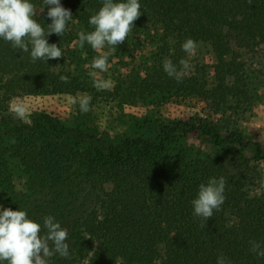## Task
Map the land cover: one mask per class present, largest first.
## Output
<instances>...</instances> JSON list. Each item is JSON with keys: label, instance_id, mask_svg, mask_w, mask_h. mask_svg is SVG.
<instances>
[{"label": "trees", "instance_id": "obj_1", "mask_svg": "<svg viewBox=\"0 0 264 264\" xmlns=\"http://www.w3.org/2000/svg\"><path fill=\"white\" fill-rule=\"evenodd\" d=\"M31 2L47 31L48 7L44 0ZM60 2L73 19L62 37L53 33L47 40L61 47L63 57L33 62L31 46L22 52L0 39V205L26 210L41 224L51 215L68 229L69 257L57 253L49 264H217L220 256L226 264H264L250 243L264 247V149L255 144L253 156L243 154L249 143L242 132L224 137L218 126L199 119L164 126L154 141L138 136L114 142L48 113L25 121L9 112L15 97H77L93 88L89 72L98 53L86 42L80 47L79 33L94 30L89 19L103 0ZM139 2L142 14L127 40L103 49L120 98L135 105L157 94L191 97L220 111L230 97H246L249 65L264 67V0ZM188 38L197 42L195 57L214 61L212 86L192 72L178 82L164 71L166 59L177 68L181 59L193 63L195 57L182 50ZM143 46L153 48L149 56ZM179 129L226 148L216 158H190L184 150L173 157ZM13 158L26 176L25 192L15 190ZM212 177L225 178L226 200L206 222L194 215L192 201ZM253 181L258 185L249 186Z\"/></svg>", "mask_w": 264, "mask_h": 264}, {"label": "clouds", "instance_id": "obj_2", "mask_svg": "<svg viewBox=\"0 0 264 264\" xmlns=\"http://www.w3.org/2000/svg\"><path fill=\"white\" fill-rule=\"evenodd\" d=\"M48 7L47 17L51 23L45 27L34 17L37 9L31 0H0V39L11 42L14 48L22 52H29L33 62L36 60L58 59L63 57L60 46L49 43L47 37L53 33L63 36L68 30L73 15L70 9L65 8L60 0H44ZM50 6V7H49ZM44 10V9H43ZM139 0H103L102 7L89 19L94 30L88 33H79V45L84 47L85 42L98 53L91 62L93 71L89 75L93 78L94 87L98 90H108L112 87L110 80L98 79V72H106L111 65L108 62L109 53L103 51L105 46L113 49L127 40L132 33L134 22L141 15ZM182 50L189 58L195 57L197 42L188 38L182 44ZM180 67L170 60L163 61L164 71L170 78L181 82L193 67L190 59H181ZM88 67V65H85ZM61 80L68 82L66 76ZM92 97L88 94H78L71 102L78 103L81 113L90 111ZM9 112L17 118L26 120L29 106L24 99L13 98L9 102ZM226 180L212 177L208 182L201 183L197 198L192 201L194 215L207 222L212 218L214 211H220L225 203ZM69 232L62 228L51 215L46 216L43 223L29 218L26 210H12L0 205V262L7 264H49L50 258L59 254L62 258L70 255L68 241ZM251 251L264 258V247L258 242L251 241ZM217 264H226L223 256L217 258Z\"/></svg>", "mask_w": 264, "mask_h": 264}, {"label": "rangeland", "instance_id": "obj_3", "mask_svg": "<svg viewBox=\"0 0 264 264\" xmlns=\"http://www.w3.org/2000/svg\"><path fill=\"white\" fill-rule=\"evenodd\" d=\"M144 45L148 46L145 41ZM142 47L143 54L149 56L153 48ZM214 61L209 57H195L193 67L188 73L204 77L212 86L215 76L212 69ZM98 72V79L110 80L111 89L98 90L94 86L86 94L92 97L90 111L81 113L79 104L71 101L76 98L68 95L55 96H26L21 97L29 106V121L35 112L51 114L66 126H80L84 131L94 132L98 136L109 138L116 142L126 137L143 136L150 140L158 138L159 131L164 126H175L179 122H192L193 120L208 121L220 128L225 137L234 131L242 132L249 143L247 149H241L243 154L251 157L254 154L255 144L264 149V67L258 62L249 65L246 72L247 94L246 97H230L226 105L220 110L209 109L204 102L191 97L162 98L155 95L147 102L131 104L119 97L117 91L120 82L112 76L108 69ZM85 94V93H83ZM14 115V114H13ZM15 116V115H14ZM16 117V116H15ZM18 119V118H17ZM92 127L94 129H92ZM12 141H7L10 148ZM227 143L226 145H228ZM237 146V144H235ZM226 146L216 147L210 144L198 133L187 134L179 129L173 138L170 147L174 157L179 151L184 150L190 158L218 157ZM13 182L17 192H25L26 176L17 159H11ZM264 183V161L261 164ZM253 181L249 186H257Z\"/></svg>", "mask_w": 264, "mask_h": 264}]
</instances>
